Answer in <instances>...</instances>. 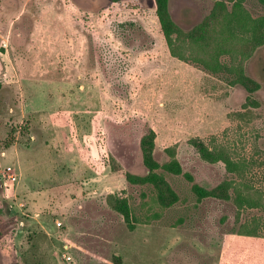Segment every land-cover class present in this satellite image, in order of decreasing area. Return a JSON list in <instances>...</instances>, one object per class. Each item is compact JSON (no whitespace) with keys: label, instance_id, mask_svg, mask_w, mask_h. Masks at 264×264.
I'll return each mask as SVG.
<instances>
[{"label":"rangeland","instance_id":"1","mask_svg":"<svg viewBox=\"0 0 264 264\" xmlns=\"http://www.w3.org/2000/svg\"><path fill=\"white\" fill-rule=\"evenodd\" d=\"M166 2L0 0V264H264V0Z\"/></svg>","mask_w":264,"mask_h":264},{"label":"trees","instance_id":"2","mask_svg":"<svg viewBox=\"0 0 264 264\" xmlns=\"http://www.w3.org/2000/svg\"><path fill=\"white\" fill-rule=\"evenodd\" d=\"M167 0H164V3L160 5L157 8V17L159 19V23L161 26V29L163 31L167 47L170 50V52L175 56L177 52L174 53V48H176L178 39L183 36V33L177 28V26L171 21L169 14L167 12ZM239 1L235 3V5L232 8V11L228 13L225 17V31L227 32L228 38L230 39H236L239 41H245L248 39L247 34L249 33L252 36H254V29L258 25L257 20H251V18L242 10L240 7ZM241 29L242 32L238 31V29ZM172 35L174 38H172ZM181 59V58H179ZM199 62L207 69L213 72H217L223 69H226V67L222 64L215 63V65L210 64L206 60H199ZM248 80L247 78L242 76L241 71L237 74V82H244ZM250 80V79H249ZM252 82V81H251ZM199 152H202L203 148L201 144L194 145ZM222 156V155H221ZM221 160L224 164L228 166V170H234L235 166H233V163L228 161L225 157L222 156ZM176 163L171 162V167H174ZM170 166H167V168ZM218 189L213 190L211 193L216 192ZM246 192V191H245ZM249 193V192H246ZM250 194V193H249ZM234 201L237 203V206H243V205H252L254 203V200L251 197L244 196L240 191H238L235 194ZM253 232V231H250ZM247 234L249 232H246ZM250 235V234H249Z\"/></svg>","mask_w":264,"mask_h":264},{"label":"built area","instance_id":"3","mask_svg":"<svg viewBox=\"0 0 264 264\" xmlns=\"http://www.w3.org/2000/svg\"><path fill=\"white\" fill-rule=\"evenodd\" d=\"M7 178H8V179H10V178H11V176H10V175H7Z\"/></svg>","mask_w":264,"mask_h":264}]
</instances>
